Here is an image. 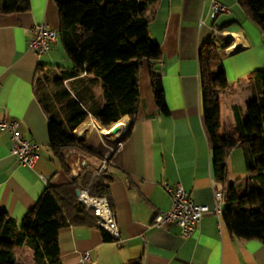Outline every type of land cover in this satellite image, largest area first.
Here are the masks:
<instances>
[{
	"label": "crops",
	"instance_id": "1",
	"mask_svg": "<svg viewBox=\"0 0 264 264\" xmlns=\"http://www.w3.org/2000/svg\"><path fill=\"white\" fill-rule=\"evenodd\" d=\"M210 1L156 0L146 8L149 36L161 52L157 74L168 115L159 113L149 85L142 84L137 118L128 105L109 118L120 116L125 109L130 118L123 117L109 130L104 129L111 136L102 137L111 140L126 132L106 169L97 175L109 182L106 201L115 216L119 240L105 241L97 226L63 228L58 232L61 264H85L84 253L89 254L91 264H264V244L234 237L222 220V212L220 216L204 214L189 238H182L174 223L151 227L152 220L170 207L163 184H180L195 204L212 210L215 191L248 176L243 149L234 147L226 156L225 181L215 180L212 145L203 119L199 52L215 36L214 30L220 33L215 36L218 40L231 42L220 61L228 85L217 92V98L219 135L232 136V107H239L243 119L247 117L251 99L248 78L264 69V35L239 0H216L228 6L230 13L214 18ZM28 4V11L0 12V122H17L20 137L39 146L34 166H20L10 153V134L0 130V215L18 223L46 187L67 184L85 172L96 177L93 173L102 163L82 151L66 149L62 152L66 173L49 150L47 117L36 97V79L40 70L59 67L58 62L66 58L59 43L39 58L29 50L32 27L44 24L59 31V17L54 0H28ZM94 90L97 101L103 104L101 85ZM82 133L78 127L75 139L89 141L90 133ZM88 188L80 182L79 190ZM24 248L32 261L30 249L17 250ZM15 255L19 262L33 264L17 252Z\"/></svg>",
	"mask_w": 264,
	"mask_h": 264
},
{
	"label": "trees",
	"instance_id": "2",
	"mask_svg": "<svg viewBox=\"0 0 264 264\" xmlns=\"http://www.w3.org/2000/svg\"><path fill=\"white\" fill-rule=\"evenodd\" d=\"M54 1L59 17L58 43L70 67L40 70L42 75L36 79L35 92L47 117L49 150L67 173L64 150L96 154L74 137V131L88 116L103 123L128 105L133 118H137L142 107V84L149 85L160 114L168 115V108L157 74L160 48L149 36L145 17L146 8L156 0ZM239 2L264 35V0ZM28 5V0H2L0 12L28 11ZM230 45L229 40L220 41L212 36L199 52L204 125L212 145L216 182L225 181L227 153L234 147H241L244 152L248 176L225 187L222 220L234 237L264 244V69L254 71L248 78L251 99L247 117L243 119L239 107L233 106L234 135L220 136L217 92L228 85L220 61L221 53ZM50 73L58 79L59 86L67 82L70 88L59 87L47 93L45 83L52 82ZM96 85H101L103 104L93 94ZM126 116L129 118L125 109L106 130ZM80 182L88 185L90 196L109 200L108 180L85 172L67 184L46 187L19 223L0 215V264H24L15 255L22 247L31 250L33 264H61L58 232L70 226H96L77 201ZM102 234L105 241H110L105 232Z\"/></svg>",
	"mask_w": 264,
	"mask_h": 264
},
{
	"label": "built area",
	"instance_id": "3",
	"mask_svg": "<svg viewBox=\"0 0 264 264\" xmlns=\"http://www.w3.org/2000/svg\"><path fill=\"white\" fill-rule=\"evenodd\" d=\"M211 17L214 18L220 14L230 13L228 6L210 1ZM57 30L48 29L44 24L34 25L31 29V38L29 41V50L37 58L47 54L52 46L58 43ZM215 36H220L217 30H214ZM18 124L15 121H1L0 130L7 131L11 136L10 153L16 158L20 166L33 167L38 159L39 146L20 137L17 131ZM120 143L110 149L107 158H110L118 151ZM106 169V163H102L93 176L103 173ZM163 189L170 198L169 210L156 216L151 223V227L159 229L165 224L174 223L180 229L182 238H189L195 231L204 214L213 213L220 216L222 208L225 205L224 188L214 192V204L212 210L206 206L195 204L187 195L180 184L169 186L163 184ZM77 200L81 203L87 214L93 218L96 226L105 232L110 240L117 242L119 240V228L114 214L111 212L108 203L103 197H92L87 189L79 190ZM85 264H91L89 254H83Z\"/></svg>",
	"mask_w": 264,
	"mask_h": 264
},
{
	"label": "rangeland",
	"instance_id": "4",
	"mask_svg": "<svg viewBox=\"0 0 264 264\" xmlns=\"http://www.w3.org/2000/svg\"><path fill=\"white\" fill-rule=\"evenodd\" d=\"M219 37V36H218ZM220 41H223V40H220ZM223 43V42H222ZM59 51V50H58ZM222 56H223V54L221 53V58H222ZM64 59V58H63ZM62 61V60H61ZM57 65H59V66H61V67H68L69 65H70V63H69V61L66 59H64V61L63 62H58V64ZM246 71H248V70H246ZM41 75H42V73H40V75H38V77H41ZM50 75H51V79H52V82H50L49 84L48 83H45V91L47 92V93H51L52 91H54V90H56V89H58L59 87H69L70 88V85H69V83H67V82H64L61 86H59L58 85V83H57V78H55V75H53L52 73H50ZM228 78H230V76L228 77ZM95 89V87L93 88V90ZM95 91V90H94ZM93 91V94H94V96L96 97V94H95V92ZM91 117V118H90ZM117 117H119V115L117 114L115 117H113L112 119H109L108 121H105V122H103V123H100V122H98L95 118H93L92 116H88V118H87V121H88V119H92L93 120V122H95V124L98 126V127H101V128H104V129H106L105 127L106 126H109L111 123H112V121L115 119V118H117ZM90 121V120H89ZM81 126V127H80ZM79 126V129H82L83 130V125L81 124ZM78 129V128H77ZM109 128H107V130H108ZM89 141H87V142H78L77 140V142L79 143V144H81V145H84V146H88V147H90V148H92L93 150H95V152H96V154H95V156H88L87 154H85V155H87L86 157H91L92 159L94 158V159H96V160H99V161H102V163H106V167L108 166V162H109V160H110V158H107V156L109 155V153H110V149L111 148H113L115 145H116V143H117V140H111V139H109V138H106V137H100V135L99 134H97V132L93 129L91 132H90V134H89V139H88ZM101 154L102 156L101 157H98L99 155ZM101 163V164H102ZM20 250V249H19ZM19 250H17L16 252H17V254L21 257V258H23L24 259V261L26 262V263H32V261L30 260V259H28V256L26 255V251H27V249H23V250H21V251H19ZM29 255L32 257V252H31V250H30V253H29Z\"/></svg>",
	"mask_w": 264,
	"mask_h": 264
},
{
	"label": "bare ground",
	"instance_id": "5",
	"mask_svg": "<svg viewBox=\"0 0 264 264\" xmlns=\"http://www.w3.org/2000/svg\"><path fill=\"white\" fill-rule=\"evenodd\" d=\"M83 126H84V129L82 130V132H83L82 134H84V135H88L93 129L97 132V134L100 135V137H102L103 134H106L108 136L110 135V133L108 131H105L103 128L98 127L95 124V122H93L92 120L85 122Z\"/></svg>",
	"mask_w": 264,
	"mask_h": 264
},
{
	"label": "water",
	"instance_id": "6",
	"mask_svg": "<svg viewBox=\"0 0 264 264\" xmlns=\"http://www.w3.org/2000/svg\"><path fill=\"white\" fill-rule=\"evenodd\" d=\"M126 129H127V128H126ZM125 132H126V130L124 131V133L122 134V136L118 139L117 143H120V142L122 141V139H123V137H124V135H125ZM78 194H79V190L76 191V195H77V196H78Z\"/></svg>",
	"mask_w": 264,
	"mask_h": 264
}]
</instances>
